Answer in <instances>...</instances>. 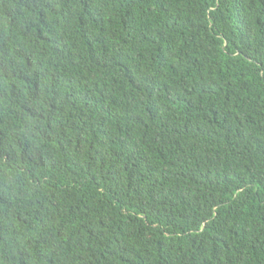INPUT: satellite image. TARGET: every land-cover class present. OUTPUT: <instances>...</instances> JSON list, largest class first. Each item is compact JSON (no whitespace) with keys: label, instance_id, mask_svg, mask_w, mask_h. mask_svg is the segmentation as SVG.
Instances as JSON below:
<instances>
[{"label":"trees","instance_id":"trees-1","mask_svg":"<svg viewBox=\"0 0 264 264\" xmlns=\"http://www.w3.org/2000/svg\"><path fill=\"white\" fill-rule=\"evenodd\" d=\"M0 264H264V0H0Z\"/></svg>","mask_w":264,"mask_h":264}]
</instances>
